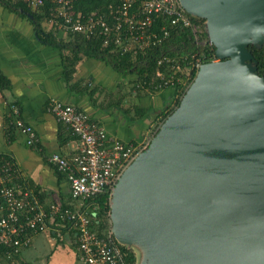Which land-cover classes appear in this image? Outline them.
Instances as JSON below:
<instances>
[{"label":"water","instance_id":"1","mask_svg":"<svg viewBox=\"0 0 264 264\" xmlns=\"http://www.w3.org/2000/svg\"><path fill=\"white\" fill-rule=\"evenodd\" d=\"M179 2L217 61L118 179L110 231L134 264H264V0Z\"/></svg>","mask_w":264,"mask_h":264},{"label":"built area","instance_id":"2","mask_svg":"<svg viewBox=\"0 0 264 264\" xmlns=\"http://www.w3.org/2000/svg\"><path fill=\"white\" fill-rule=\"evenodd\" d=\"M24 1L30 8L45 12L46 24L59 37H99L103 46H111L121 54L143 53L162 41L168 34L167 29L165 26L154 28L160 14L168 17L173 25L189 28L198 44L207 42V38L200 39L201 33L206 32V24L193 21L179 0H112L105 11L87 13L76 11L74 0ZM165 61L174 62L172 72L165 76L158 70L156 79L149 83L151 91L175 89L176 86H179L178 93L186 91L192 81L188 73L176 74L180 60L166 58ZM211 61H217L216 56ZM203 63L191 55L190 68L197 72ZM136 88L142 86L136 85ZM12 107L14 125L27 135L26 143L34 145L38 140L34 128L19 117L16 105ZM47 110L78 137V151L74 156L67 158L54 153L49 158L65 175L76 204L64 207L61 201L54 199L43 206L36 193L23 187L21 172L14 161L0 156V245L10 249L7 251V258H10L12 253L27 248L34 235L50 230L61 235V227L68 224L76 240L77 264H127L110 228L107 233L99 234L92 225L96 213L89 211L86 200L104 189L109 191L111 198L118 179L148 147L151 138L127 142L109 135L86 111L57 98L49 100Z\"/></svg>","mask_w":264,"mask_h":264},{"label":"crops","instance_id":"3","mask_svg":"<svg viewBox=\"0 0 264 264\" xmlns=\"http://www.w3.org/2000/svg\"><path fill=\"white\" fill-rule=\"evenodd\" d=\"M42 25L49 29L44 19ZM68 53L64 51V55ZM64 55L60 49L37 39L27 17L0 4V71L9 82L8 87L0 89V156L14 161L21 172L23 187L36 193L43 206L54 199L69 206L76 204L65 175L49 158L54 153L67 158L74 156L79 141L69 127L48 112L51 98L83 109L109 135L127 142L142 140L145 126L160 113L162 106L174 101L172 88L137 91L131 76L122 77L94 58L79 60L67 83L63 75ZM133 89L137 91L135 94ZM13 104L19 117L34 128L38 137L34 145H28L27 135L14 125ZM132 106L139 117L132 115ZM60 233L50 230L34 235L27 248L14 257L0 258V264H77L72 230L66 227ZM46 245L48 250L42 253ZM35 247L40 248L41 254L32 251Z\"/></svg>","mask_w":264,"mask_h":264},{"label":"trees","instance_id":"4","mask_svg":"<svg viewBox=\"0 0 264 264\" xmlns=\"http://www.w3.org/2000/svg\"><path fill=\"white\" fill-rule=\"evenodd\" d=\"M110 2H112V0H74L73 6L76 11L87 13L90 11H105ZM0 4L22 17H27L32 23L37 39L40 42L53 48L60 49V52L63 53V55L64 51L69 52L63 56V75L67 83L71 80V76L75 71L76 63L85 57L103 61L122 77L131 76L132 83L135 86H142L139 90L152 92V87L149 83L156 79L157 71H161L165 76L172 72L171 67L174 62H166V58L174 60L179 59L180 62L176 74L188 73L190 81H193L197 72L190 68L191 55H195L202 62H209L215 56V48L211 43L206 42L204 44H198L189 28L171 24L169 18L162 14L156 17L154 28L158 30L161 26H165L168 34L162 37L160 43L148 48L145 52L132 55L130 53L121 54L112 49L111 46H103L102 40L99 37L85 38L80 35L67 39L59 37L53 29L50 27H48L49 29L46 27L44 28L42 25L45 12L43 13L42 10L30 8L24 0H0ZM47 6L48 2L45 4L46 8ZM28 14H31V16ZM191 18L197 23H205V19L192 15ZM206 38V32H202L200 39L205 40ZM249 49L258 61L257 72L260 75H264V49H258L252 45H249ZM163 58H165L164 61L159 64V60H162ZM8 85V79L0 71V89H4L8 87ZM178 88L179 86H176L175 89H173V104L168 105L166 111L161 109L160 113L154 118L157 119L160 116V123H162L179 105L185 90L178 93ZM141 112L140 109H137V113L141 114ZM145 112L146 110H144V115H146ZM159 127L158 124L153 133L154 135L159 130ZM109 202V191L106 189L86 200V205H88L89 211L96 213L92 225L96 228L99 234L107 233L110 228ZM62 204L64 207L69 206L64 203ZM55 221L57 222L58 220L55 219ZM68 226V224L64 225V227H61V230ZM119 248L124 261L127 264H134L136 259L134 252L125 246L119 245ZM8 250L10 249L7 246L3 244L0 245V258L6 259ZM16 254L12 253L10 258L16 256Z\"/></svg>","mask_w":264,"mask_h":264},{"label":"rangeland","instance_id":"5","mask_svg":"<svg viewBox=\"0 0 264 264\" xmlns=\"http://www.w3.org/2000/svg\"><path fill=\"white\" fill-rule=\"evenodd\" d=\"M134 87H135V89L137 90V91H141V92H143V90H139V89H137L136 88V86L134 85ZM136 90H134L133 89V91H132V93H136L137 91ZM134 97H136V96H134ZM134 99V98H133ZM136 100H138V99H136ZM151 100V99H150ZM139 102H140V100H139ZM155 102V104L157 105V103L159 102V100H157V103H156V101H154ZM133 103H137L135 100L133 101ZM139 104V103H138ZM143 104V103H142ZM158 104H160V102L158 103ZM170 104L172 105L173 104V102H170ZM168 106V105H167ZM166 105H164V106H162V108L161 109H163V110H165L166 111V107H167ZM132 111H131V113H133L132 115L134 116V117H139V116H137L136 114H135V111L133 110V106H132V109H131ZM150 121V118H148V120H147V122H149ZM160 121H161V119H160V116L157 118V119H154V120H152V121H150L149 123H148V125L147 126H145L146 127V134H145V136L143 137V139L144 138H152L153 136H154V132H155V130H156V128H157V126H158V124H159V126L161 125V123H160ZM40 236H42V235H40ZM48 250V247H47V245L45 246V247H43V251H42V253H44L45 251H47ZM32 251L34 252V253H38V254H41V252H40V248L39 247H35L34 249H32Z\"/></svg>","mask_w":264,"mask_h":264}]
</instances>
